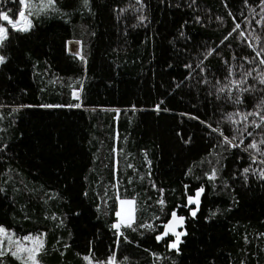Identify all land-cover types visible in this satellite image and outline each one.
Wrapping results in <instances>:
<instances>
[{"label":"trees","instance_id":"1","mask_svg":"<svg viewBox=\"0 0 264 264\" xmlns=\"http://www.w3.org/2000/svg\"><path fill=\"white\" fill-rule=\"evenodd\" d=\"M53 4L0 45V226L41 264H264V0Z\"/></svg>","mask_w":264,"mask_h":264},{"label":"rangeland","instance_id":"2","mask_svg":"<svg viewBox=\"0 0 264 264\" xmlns=\"http://www.w3.org/2000/svg\"><path fill=\"white\" fill-rule=\"evenodd\" d=\"M0 1H2V0H0ZM27 3L29 5V7L25 8L22 5V8L20 11H23L25 13V16L31 22V26L34 24V20L38 18L39 13H42L44 11H48L49 9L56 8V7H54V4H53L54 0H27ZM3 13H6V12H3ZM10 20L12 21V23L7 22V23L2 24L0 26V27L7 30V34H8V26L9 25L13 27V24H15L14 28H22L23 29L24 22L21 21L19 15L16 19L10 18ZM1 43L2 42H0V45H1ZM74 44H75V48H76L77 45L79 44V42L74 41ZM68 49L70 51L72 50V52H75V50L72 48L71 45L69 46ZM0 57H3L1 50H0ZM195 198H196V196H195ZM195 198L193 200H195ZM123 202L124 203H122V201L120 202V207H119V212H118V214H119L118 224L119 225L130 223L134 217V202L132 200H128V201L123 200ZM128 202H131V203H128ZM0 228L4 229L5 232L7 233V235L0 234V241H2V244H0V250L2 252H9V250H11V252H17L19 247L34 248V247L38 246V245H34L32 240H25L24 239L25 237H33V238L40 237V240L44 243V235L17 234L16 232H14L12 230H8L4 226H0ZM9 237L11 239H9ZM37 253L38 252L33 253V255H36ZM19 255H21L24 258V261L26 264H41L37 260L36 257H35V261L29 259V253H27V252L20 253ZM91 263H93V261L89 260V264H91Z\"/></svg>","mask_w":264,"mask_h":264},{"label":"snow or ice","instance_id":"3","mask_svg":"<svg viewBox=\"0 0 264 264\" xmlns=\"http://www.w3.org/2000/svg\"><path fill=\"white\" fill-rule=\"evenodd\" d=\"M20 3L25 8L29 7L27 0H20ZM19 17H20L21 21L24 22V27L22 30L27 31L28 28L31 27V22L27 19V17L25 16V13L23 11L19 12ZM0 18H2L5 21H8L9 23H12V21L10 20L9 16L6 13L0 14ZM13 27H15V24H13ZM237 27H239V25H237ZM6 36H7V30L0 27V42H2L6 38ZM3 62H4V57H0V63H3ZM76 106L79 107V105H76ZM251 147L255 148L256 145L253 144V145H251ZM245 171H247V169ZM213 176H214V174H213ZM202 191H203V189H201L199 192L196 193L195 200H193L192 198H189V203H195V204L199 205V196H200ZM122 203H124V202L122 201ZM128 203H131V202H128ZM161 203H163V201H161ZM192 215L193 216L196 215L195 211L192 212ZM181 223H183V218H177L175 213H173V222L170 223L169 225H167L168 231L165 232L164 235L165 236L168 235V232H175V226L177 224H181ZM114 227L119 228L120 225L117 224V225H114ZM0 234L7 235L5 230L2 228H0ZM175 235H176V242H174L171 245V247H173V248L178 247L180 236L183 235V233H175ZM162 238H163L162 236L158 237V239H162ZM9 239H11V238L9 237ZM24 239L25 240H32L33 244L38 245V246L34 247V248L19 247L17 252H12V255H19L20 253L27 252V253H29V259L35 261V255H33V253L40 251V249L43 247V242L40 240V237H35V238L25 237ZM0 244H2V241H0ZM9 251H11V250H9ZM2 254L3 253H0V255H2ZM21 258H23V257H21Z\"/></svg>","mask_w":264,"mask_h":264},{"label":"water","instance_id":"4","mask_svg":"<svg viewBox=\"0 0 264 264\" xmlns=\"http://www.w3.org/2000/svg\"><path fill=\"white\" fill-rule=\"evenodd\" d=\"M173 213H175V215H176L177 218H183V223H181V224H177V225L175 226V232H168V234L174 236L175 233H179L180 230L184 227V225H185V217H184L183 215H180L179 212H178L177 210H175L174 212H172V214L170 215L169 220H168L167 223H166V232L168 231L167 225H169L170 223L173 222Z\"/></svg>","mask_w":264,"mask_h":264},{"label":"crops","instance_id":"5","mask_svg":"<svg viewBox=\"0 0 264 264\" xmlns=\"http://www.w3.org/2000/svg\"><path fill=\"white\" fill-rule=\"evenodd\" d=\"M70 51V50H69ZM71 52H72V50H71Z\"/></svg>","mask_w":264,"mask_h":264},{"label":"flooded vegetation","instance_id":"6","mask_svg":"<svg viewBox=\"0 0 264 264\" xmlns=\"http://www.w3.org/2000/svg\"><path fill=\"white\" fill-rule=\"evenodd\" d=\"M180 233V232H179Z\"/></svg>","mask_w":264,"mask_h":264}]
</instances>
